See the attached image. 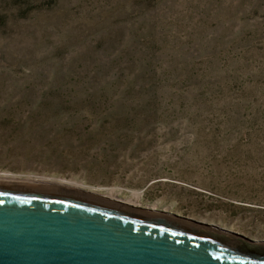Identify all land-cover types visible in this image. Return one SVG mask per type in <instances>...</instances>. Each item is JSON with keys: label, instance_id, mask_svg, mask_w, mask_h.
<instances>
[{"label": "rangeland", "instance_id": "1", "mask_svg": "<svg viewBox=\"0 0 264 264\" xmlns=\"http://www.w3.org/2000/svg\"><path fill=\"white\" fill-rule=\"evenodd\" d=\"M5 176L264 248V0H0Z\"/></svg>", "mask_w": 264, "mask_h": 264}, {"label": "water", "instance_id": "2", "mask_svg": "<svg viewBox=\"0 0 264 264\" xmlns=\"http://www.w3.org/2000/svg\"><path fill=\"white\" fill-rule=\"evenodd\" d=\"M83 194L1 186L0 264H264L243 235Z\"/></svg>", "mask_w": 264, "mask_h": 264}, {"label": "bare ground", "instance_id": "3", "mask_svg": "<svg viewBox=\"0 0 264 264\" xmlns=\"http://www.w3.org/2000/svg\"><path fill=\"white\" fill-rule=\"evenodd\" d=\"M4 186V187H10L12 189L16 188V187H34V188H39V189H48V190H63V191H67V192H72L73 194H79V195H83V191L79 186H72V185H68L65 184L64 182L60 183V182H55V181H51V180H19L16 179L15 177H9V176H5V177H0V187ZM113 196V195H110ZM105 197V196H103ZM108 198V197H105ZM110 200H115V199H111ZM125 204H128L129 206H135L136 207V203L133 202L132 200H128L126 201ZM137 208V207H136ZM154 209H149L151 211H156Z\"/></svg>", "mask_w": 264, "mask_h": 264}]
</instances>
